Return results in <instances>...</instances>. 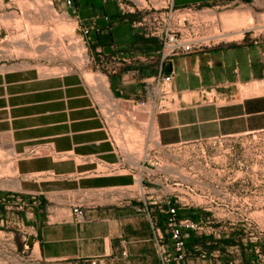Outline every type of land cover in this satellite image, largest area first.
<instances>
[{"label":"crops","instance_id":"1","mask_svg":"<svg viewBox=\"0 0 264 264\" xmlns=\"http://www.w3.org/2000/svg\"><path fill=\"white\" fill-rule=\"evenodd\" d=\"M76 1L83 24L108 14L112 24L107 28L99 21L101 32L94 36L92 46L95 54L99 52L109 62L113 59L111 69L122 60L153 55L161 47L160 39L146 38L151 14L145 13V21L135 25L133 16H120L113 4L101 12L92 6L96 0ZM144 1L153 7L159 4V16L172 25V14L177 12L206 9L225 13L232 6L245 7L256 0ZM173 28L180 30L179 23ZM102 37H108L110 44L100 46ZM25 63L0 60V153L15 164L14 175L4 179L8 188L1 189L3 202H30L39 212L36 244L47 262L159 264L148 242V223L134 211L137 204H107L104 200L111 195H98L128 188L133 179L128 174L100 176L95 172L100 163L114 165L119 158L83 76L78 72L42 74ZM170 63L177 102H170L173 108L154 103L150 121L161 147L264 132V80L257 47L240 43L216 46L182 54ZM151 68L139 69L137 76L128 74L134 67L117 68L105 75L113 110L119 112L114 105L118 101L140 103L145 98L144 105L153 103L154 95L146 93L143 85L153 76ZM256 85L262 87L260 94L241 97V91L249 92ZM202 93L217 99L206 102ZM81 199L83 215L77 218L72 208ZM42 204L51 209L50 215L43 216ZM193 237L201 236L193 233ZM194 248L186 264H211L222 258L213 252L201 259Z\"/></svg>","mask_w":264,"mask_h":264},{"label":"rangeland","instance_id":"2","mask_svg":"<svg viewBox=\"0 0 264 264\" xmlns=\"http://www.w3.org/2000/svg\"><path fill=\"white\" fill-rule=\"evenodd\" d=\"M135 1L141 9V13L133 17L137 20L146 12L148 4L144 0ZM74 2L78 7V2ZM2 6L0 60L23 61L42 74L81 73L96 101L112 109L107 99L105 75L108 70L97 67L91 60H97L96 54L93 46L82 38L72 9H64L58 0H3ZM92 6L101 12L107 8L98 0L92 2ZM154 6L160 9L159 4ZM236 7L232 6L225 13L206 9L177 12L172 14L170 26L173 28L179 23L186 41H201L211 48L237 43L257 47L262 58L260 78L264 80V0ZM104 60L108 59L104 57ZM154 72L151 68V74ZM97 82H101V86ZM200 95L206 102L217 99L214 94ZM244 96L246 92L241 91V97ZM171 98L177 102V96ZM166 101L162 105L173 108L170 100ZM114 105L120 110L109 120L115 126L118 123L116 140L119 143L123 138L121 146L136 155L127 156L134 166L132 172L115 174H128L133 183L126 190L112 193L104 203L135 202L138 205L139 199L152 194L155 197L158 193L179 199L189 205L180 208V216L192 219L199 228L189 232L188 244L193 241V233L214 239L230 237L234 246L227 247L225 258L232 264H244L241 248L245 249L250 264H264V132L164 149L157 144L155 130L150 128L153 103L142 106L137 102L118 101ZM141 161L145 164H140ZM14 165L0 153L1 194H4L1 189L8 188L4 179L14 175ZM97 170L105 171L102 175L110 174L102 167ZM2 197L0 195V264H90L43 260L36 244L35 218L37 215L39 218V212L37 214L30 202L7 204ZM41 210L43 216L50 215L51 209L46 204H42ZM222 258L211 264H222Z\"/></svg>","mask_w":264,"mask_h":264},{"label":"built area","instance_id":"3","mask_svg":"<svg viewBox=\"0 0 264 264\" xmlns=\"http://www.w3.org/2000/svg\"><path fill=\"white\" fill-rule=\"evenodd\" d=\"M98 1L104 6L113 4L120 16L125 18L129 16L134 17L136 14L138 15L141 13V9H139V3L135 0ZM2 2L3 0H0V13H2L4 9V7L2 6ZM58 2L62 4L64 9H72L73 19L76 20V23L80 28L82 38L88 45H93L94 36H97L101 32L99 21L102 20L107 28H109L112 24L110 18L107 15L103 17L95 16L88 20V24H83V20L79 17L78 8L76 7L74 0H58ZM9 3H11V1H9ZM160 12L161 11L159 9L150 5H148V9L145 12L146 15H152L150 17L152 24L151 30L146 33V38L155 37L160 39L161 42V47L153 55L139 56L135 59L128 58L122 60L119 63L117 62L114 69L110 68V62L113 63V59L110 62L107 60V62L106 60H104L105 56H100L99 52L97 51V60H94V58L91 59L94 64L97 65V67L106 68L108 72L110 71L113 73L116 72L117 68L126 69L128 67H134V71L128 72V74L131 73L133 76H137L139 74V69L151 66L155 70V72L153 73V76L149 81L143 82V85L146 93L150 91V93L154 95L151 99V102H153V104L159 102L167 103L168 101L166 100H170V103L175 100L174 98H171L172 96H176L171 88L173 72L168 74L164 72L166 63L182 54H192L195 52L203 51L204 48L207 47L211 48V45H208L207 43L205 44L201 41H186L183 33L180 30H174L170 26V24L168 23L169 19L166 20L159 16ZM144 14L141 15L140 19H133V24L138 25L140 23H143L145 21V18L143 16ZM2 41L3 40H1V42ZM145 103L146 102L144 98L140 102V104L142 106H145ZM163 108H166V106H163ZM95 110L103 122L104 129L107 132L108 140L112 144L115 154L119 158L118 163L114 165H106L104 163H100L97 166L102 167L106 170V172L108 171L110 174L102 175L106 174L105 171L97 170V167L95 169L96 174H99L100 176H108L117 174L120 171L132 172V170H134V166L127 160V156H133L136 154L128 151L121 146L124 145L123 143L125 140L123 138H121L122 142H117L115 131L117 129L118 123L115 126L112 120L111 122L109 120L110 117L114 118V114L116 115L117 111L108 107H103L98 102L95 103ZM152 115L153 112H151L150 121ZM165 148L169 149L173 147ZM140 164H145V161H141ZM118 189L126 190L127 188ZM118 189L101 191L98 192V195H112V193L114 195V193H117ZM128 192L133 191L128 190ZM81 201L76 203L72 208V212L77 218H81L83 215L82 209L84 204L83 201ZM138 201L141 203H139L137 207L135 206V210L137 214L148 223L150 230V237L148 239V242L151 245L155 256L157 257L159 264H186L187 260L192 255V250L188 249L186 246L187 240L190 236L189 232L199 229L198 224H196L192 219L182 217L179 214L180 208H185L189 205L183 204L179 199H170V197L163 196L161 193H158L155 197L154 194H152L151 197L144 198L143 200L139 199ZM194 249L195 251H197L201 259H206L208 256H212L214 254H208L198 247Z\"/></svg>","mask_w":264,"mask_h":264},{"label":"trees","instance_id":"4","mask_svg":"<svg viewBox=\"0 0 264 264\" xmlns=\"http://www.w3.org/2000/svg\"><path fill=\"white\" fill-rule=\"evenodd\" d=\"M98 44L100 46H107L110 44V39L108 37H102L99 39ZM230 237L228 239H214L213 237H196L193 239L191 243H186L187 248L190 250L194 247L201 248L203 251L211 254L213 252H218L222 258V264H232V261L225 258L228 254L227 247H233L234 243ZM242 247V246H241ZM243 263L250 264L249 258L245 253V249L241 248ZM228 256V255H227Z\"/></svg>","mask_w":264,"mask_h":264},{"label":"bare ground","instance_id":"5","mask_svg":"<svg viewBox=\"0 0 264 264\" xmlns=\"http://www.w3.org/2000/svg\"><path fill=\"white\" fill-rule=\"evenodd\" d=\"M49 5V4H48ZM44 7V6H43ZM48 7V6H47ZM44 11V10H43ZM51 11V10H50ZM27 14V13H26ZM243 19H244V17H243ZM236 22H238V21H236ZM236 24V23H235ZM239 25V24H238ZM235 26V25H234ZM235 30V29H234ZM236 31V30H235ZM236 33V32H235ZM237 34V33H236ZM235 36V35H234ZM229 37H231V36H229ZM236 38L238 37V35H236L235 36ZM239 38V37H238ZM24 39V38H23ZM230 39V38H229ZM230 41V40H229ZM233 41V40H232ZM19 44V43H18ZM23 44V43H22ZM77 58V57H76ZM80 58V57H79ZM90 77V76H89ZM98 78V77H97ZM102 79V78H101ZM98 84L100 83L101 84V82H97ZM99 84V86H101ZM249 90H251V91H249V92H246V94H248V95H257V94H260L261 92H262V87L261 86H254V88L253 89H249ZM108 103V102H107ZM121 113V112H120ZM132 126V125H131ZM138 128V127H137ZM13 172V171H12Z\"/></svg>","mask_w":264,"mask_h":264},{"label":"water","instance_id":"6","mask_svg":"<svg viewBox=\"0 0 264 264\" xmlns=\"http://www.w3.org/2000/svg\"><path fill=\"white\" fill-rule=\"evenodd\" d=\"M164 72L167 73V74L171 72V63H170V62H168V63L165 64ZM31 240H32V239L30 238V239H29V242H30Z\"/></svg>","mask_w":264,"mask_h":264}]
</instances>
